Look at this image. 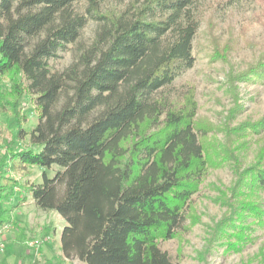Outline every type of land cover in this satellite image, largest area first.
<instances>
[{
	"label": "trees",
	"instance_id": "16d2710c",
	"mask_svg": "<svg viewBox=\"0 0 264 264\" xmlns=\"http://www.w3.org/2000/svg\"><path fill=\"white\" fill-rule=\"evenodd\" d=\"M76 1L0 0V117L21 128L22 99L31 95L37 123L28 134L20 129L29 149L16 159L24 168H58L30 186V197L64 220L65 259L175 264L158 242L174 238L187 216L208 167L206 132L194 124L193 106L170 108L154 94L193 66L199 8L195 0H132L115 14L88 0L80 13ZM89 19L99 25L92 42L75 63L51 71L49 60L78 40ZM250 74L264 77V68ZM258 164L238 173L239 188L249 179L264 193ZM244 211L262 223L256 205L239 204L237 214Z\"/></svg>",
	"mask_w": 264,
	"mask_h": 264
},
{
	"label": "rangeland",
	"instance_id": "374dc122",
	"mask_svg": "<svg viewBox=\"0 0 264 264\" xmlns=\"http://www.w3.org/2000/svg\"><path fill=\"white\" fill-rule=\"evenodd\" d=\"M195 1L201 19L193 42L194 64L154 97L164 98L170 108L193 106L194 124L206 132L201 142L208 167L177 235L159 240L158 247L175 264H264V193L251 190L249 179L243 188L237 186L240 171L257 162L264 170V77L244 75L264 68V0ZM131 2L102 0L99 7L118 14ZM87 3L77 0V11L84 13ZM98 28L89 19L78 40L49 60L51 71L75 63ZM21 111L26 118L21 128L28 134L39 114L31 95L23 97ZM0 122V229L5 231L0 264H83L62 256L64 220L38 209L30 197V186L41 184L43 173L52 177L58 168H24L16 155L29 149L28 137L20 136L15 119L0 117ZM251 125L258 127L240 132ZM227 151L237 159L235 164ZM239 204L256 205L263 212L262 223L247 211L238 215ZM226 218L230 222L222 228Z\"/></svg>",
	"mask_w": 264,
	"mask_h": 264
},
{
	"label": "built area",
	"instance_id": "2783aa9c",
	"mask_svg": "<svg viewBox=\"0 0 264 264\" xmlns=\"http://www.w3.org/2000/svg\"><path fill=\"white\" fill-rule=\"evenodd\" d=\"M4 235H5V231L0 229V251L4 248V243H3V238L5 237Z\"/></svg>",
	"mask_w": 264,
	"mask_h": 264
},
{
	"label": "crops",
	"instance_id": "0c3cea01",
	"mask_svg": "<svg viewBox=\"0 0 264 264\" xmlns=\"http://www.w3.org/2000/svg\"><path fill=\"white\" fill-rule=\"evenodd\" d=\"M59 216V215H58ZM60 217V216H59ZM61 218V217H60ZM62 219V218H61ZM63 220V219H62Z\"/></svg>",
	"mask_w": 264,
	"mask_h": 264
}]
</instances>
